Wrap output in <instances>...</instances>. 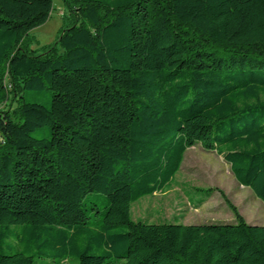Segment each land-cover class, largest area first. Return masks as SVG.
<instances>
[{
  "label": "trees",
  "instance_id": "obj_1",
  "mask_svg": "<svg viewBox=\"0 0 264 264\" xmlns=\"http://www.w3.org/2000/svg\"><path fill=\"white\" fill-rule=\"evenodd\" d=\"M61 1L34 53L53 0H0V243L18 226L25 244L0 264H264V225L234 206V223L131 217L196 144L264 203V0Z\"/></svg>",
  "mask_w": 264,
  "mask_h": 264
},
{
  "label": "rangeland",
  "instance_id": "obj_2",
  "mask_svg": "<svg viewBox=\"0 0 264 264\" xmlns=\"http://www.w3.org/2000/svg\"><path fill=\"white\" fill-rule=\"evenodd\" d=\"M64 9L61 0H53V8L47 20L30 31V49L34 53L42 51L43 47L55 41L64 23L61 15ZM46 98L41 96L39 101L45 103ZM16 105L13 101L10 108ZM196 189H210L211 193L201 203H197L201 192L194 194ZM229 205L234 206L247 223L264 225V203L248 187L237 182L229 164L221 155L196 144L185 151L178 173L163 192L145 196L132 204L131 217L133 220L149 218V222H162L176 216L175 221L183 224L234 223L235 218ZM102 207L98 206L99 209ZM12 229L17 236L11 235L0 243V251L5 254L22 251L25 247L21 228L12 226ZM31 249L34 251L36 248L32 245ZM30 254L33 264L51 262L48 258L36 257L33 252ZM123 262L120 260L115 264ZM60 264L76 262L69 258Z\"/></svg>",
  "mask_w": 264,
  "mask_h": 264
}]
</instances>
